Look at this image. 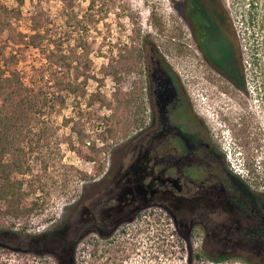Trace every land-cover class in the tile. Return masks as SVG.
<instances>
[{
	"label": "rangeland",
	"instance_id": "obj_1",
	"mask_svg": "<svg viewBox=\"0 0 264 264\" xmlns=\"http://www.w3.org/2000/svg\"><path fill=\"white\" fill-rule=\"evenodd\" d=\"M178 2L25 0L19 5L0 0V54L16 71L13 80L22 82L20 91L29 98L24 104L33 101L43 111L21 113L19 129L10 137L14 146L5 160L17 161L19 193L37 207L15 220L13 228L0 225V264H57L49 246L57 247L62 264H245L232 256L211 261L204 253L216 256L218 251L204 233L166 213L142 214L123 224L109 240H100L102 247L89 246L79 234L73 235L71 253L57 244L60 217L78 199L82 182L105 171L118 147L128 144L133 131L128 68L152 47L198 113L224 135L227 157L234 156L233 138L239 139L238 161L253 163L244 174L254 170L264 180V0H222L242 56L245 93L230 83L217 85L199 65L188 31L182 38ZM34 28L43 34L35 38L38 48L29 44ZM223 84L224 89L217 88ZM16 96L15 101L21 97ZM37 241L40 250L34 252Z\"/></svg>",
	"mask_w": 264,
	"mask_h": 264
},
{
	"label": "flooded vegetation",
	"instance_id": "obj_2",
	"mask_svg": "<svg viewBox=\"0 0 264 264\" xmlns=\"http://www.w3.org/2000/svg\"><path fill=\"white\" fill-rule=\"evenodd\" d=\"M178 3L182 38L188 31L199 65L211 72L209 78L217 85L230 83L245 93L242 56L222 0ZM144 54L128 68L133 129L128 144L118 147L105 171L82 182L78 199L63 211L57 225L59 249L71 253L77 234L89 246L102 247L100 240H109L123 224L142 214L166 213L201 230L217 257L264 264V180L254 170L247 175L232 168L224 135L198 113L164 59L153 51ZM116 79L124 84L120 75ZM238 141L233 138V151L242 147ZM36 243L34 252L40 250ZM48 249L62 264L57 247Z\"/></svg>",
	"mask_w": 264,
	"mask_h": 264
},
{
	"label": "trees",
	"instance_id": "obj_3",
	"mask_svg": "<svg viewBox=\"0 0 264 264\" xmlns=\"http://www.w3.org/2000/svg\"><path fill=\"white\" fill-rule=\"evenodd\" d=\"M19 5H22L25 0H16ZM251 5V4H250ZM35 33L30 35L29 44L32 47H40V43H37V37H42L43 34L37 28H34ZM42 46V45H41ZM156 53L154 47L150 48ZM157 54V53H156ZM158 55V54H157ZM160 57V55H159ZM161 58V57H160ZM162 59V58H161ZM9 60L5 57L4 53L0 54V97H2V102L0 105V225L8 228H13L15 225V220L19 218H27L35 207H37L36 202H28L24 194H20L21 182L16 180V174L18 173L17 161L13 160L8 162L5 160L9 152V148L14 146L11 144L10 137L15 134L14 131L19 129V123L21 120V113L26 114L25 111H31L35 109L36 104L33 101L27 102V98L22 95L21 91L23 88L21 80L17 77L16 81L13 77L17 76L16 71L12 69ZM16 95H21L15 101ZM6 104L10 105V109H7ZM38 110V109H35ZM43 111L38 110V113L42 114ZM12 148V147H11ZM86 158L91 159V156L84 155ZM99 164L97 168H100ZM99 169L96 170L98 174ZM12 218L8 220V218ZM3 250L0 247V251ZM203 252V251H202ZM204 255L214 262H220L226 260L229 257H217L209 256L206 253ZM200 258V255H196Z\"/></svg>",
	"mask_w": 264,
	"mask_h": 264
},
{
	"label": "clouds",
	"instance_id": "obj_4",
	"mask_svg": "<svg viewBox=\"0 0 264 264\" xmlns=\"http://www.w3.org/2000/svg\"><path fill=\"white\" fill-rule=\"evenodd\" d=\"M232 153L234 154V156L232 157V155H229V157H227V159H228V162L230 163V165L232 166V168L235 169L237 167V165L240 164V162L238 161L239 159L236 157L234 151ZM240 165L243 166V168H242L243 170H246L245 164H240Z\"/></svg>",
	"mask_w": 264,
	"mask_h": 264
},
{
	"label": "built area",
	"instance_id": "obj_5",
	"mask_svg": "<svg viewBox=\"0 0 264 264\" xmlns=\"http://www.w3.org/2000/svg\"><path fill=\"white\" fill-rule=\"evenodd\" d=\"M229 154V153H228ZM239 172L241 173V174H244V170H239Z\"/></svg>",
	"mask_w": 264,
	"mask_h": 264
}]
</instances>
